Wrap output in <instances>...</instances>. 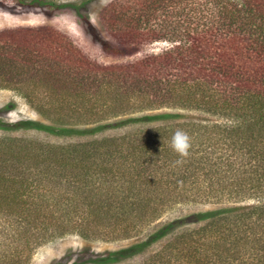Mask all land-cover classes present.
<instances>
[{
    "label": "rangeland",
    "instance_id": "1",
    "mask_svg": "<svg viewBox=\"0 0 264 264\" xmlns=\"http://www.w3.org/2000/svg\"><path fill=\"white\" fill-rule=\"evenodd\" d=\"M155 1L0 0V31L6 28L47 26L55 35L52 39L44 40L42 37L31 41L7 37L0 43V124L5 128L22 120H33L56 127L69 126L77 129L108 126L96 135L63 138L36 130L0 128V140L8 141L6 144H10L9 139L14 140L11 142L12 148L2 147L8 159L5 164H14L19 172H25L26 184L34 187L31 190L27 188L29 195L14 202L0 199V264H94L91 260L109 252L147 241L151 234L173 220L184 219L202 211L231 206H257L264 202V199H257V194L264 195V164L260 163L258 167L259 163H253L250 154L237 152L235 144L232 153L229 144L225 143L224 135L228 128L236 125L237 119L221 110L214 111L212 104L207 105L213 99H219L220 95L209 91L204 93L206 97L202 100L203 95L197 91L194 101L186 107L167 108L166 98L161 92H157L160 86H154L158 79L166 84L168 78H171L166 73L154 76L157 72H162L163 68L162 64H156L162 63L168 51L184 42L185 38L182 39L181 35L186 30L195 28L192 23L200 20L211 23L213 18L223 19L228 14L220 10L218 0ZM234 1L242 3V0ZM151 3L154 5H150L151 8L147 10L138 7L140 4ZM105 15L108 20L113 19V24L107 21L105 23ZM233 16H237L236 13ZM129 41L133 47L125 51L123 47ZM107 44L114 45L120 52L105 51ZM226 47L233 49V43L229 42ZM180 72L183 71L175 70L173 75ZM214 78L215 76L210 80L213 87H216V82L219 81ZM150 86L154 87L150 89ZM170 112L183 114L184 117L168 122L117 125L130 118ZM171 123L176 126L181 123L174 130L182 129L188 134L190 126L196 128L200 124L207 128L203 144L189 150L190 153L196 151L189 159L201 158L202 164L201 161L193 163L189 159L177 158L174 151L163 158L165 155L159 148L158 162L156 165L153 162L151 167V176L156 177V182L147 183L143 187L137 182L138 190L126 184L118 190L120 186L115 178L108 176L105 183L96 181L95 188H92L95 167L91 164L94 160L101 161L106 156L105 160H109L114 172H119V175L127 174L125 176L131 178V174H136L137 161L134 162L128 156L131 144L127 143L126 137L133 135L135 138L148 128ZM189 136L192 145L195 136ZM77 143L91 144L90 152L95 154L91 162L84 166L75 165L77 156L74 158L69 153L63 155L58 151ZM153 144L154 147L160 145L155 142ZM168 147L171 148L170 145ZM15 148L22 149L18 153L24 156L21 162L10 158V151ZM43 148L53 150L58 156L53 157V162L40 165ZM98 150L101 151L100 159L96 155ZM228 155H233V166L224 160ZM126 156L129 160L123 159ZM154 158L156 160L157 157ZM174 158L183 162L177 163ZM147 162L150 163V159ZM46 165L51 166L56 173L58 169L61 173L65 172L67 176L62 180H75L77 190H68L69 200L62 203L61 207L71 210L67 212L63 224L54 229L49 226L43 230L47 221L40 218L36 222V229L27 232L22 218L19 220L13 213L17 210L25 211L26 200H29L27 204L31 207H35L31 205L32 199L39 204L38 195L33 193L43 194L54 188L52 179L45 177ZM86 168L88 169L82 174ZM217 172H220L219 175ZM198 173L200 179L196 180ZM15 176L9 175L8 179ZM87 183L91 186L88 189ZM252 183L260 186V189L249 191L244 188L245 185L250 187ZM26 184L20 187L21 190ZM241 184L245 185L239 187ZM66 192V187H63L62 193L58 192L57 195L65 196ZM94 194L101 195L99 200H103L105 195L111 200L103 202L101 207L97 204L94 208L90 204L85 205L80 208L82 216L80 210L72 215L75 209L73 203L80 204L81 199ZM156 197L158 200L152 201L153 206L159 210L156 219H153L154 212L150 207L151 220L142 225L139 232L134 231L130 235L122 233L123 229L111 223L106 209H102L103 206L113 204H128L140 211L143 199ZM134 202L135 206L132 205ZM28 210L30 211V207ZM82 217L90 222L89 232L84 231L92 236L87 240L76 231L77 227L86 225ZM191 222L187 219L185 223L175 226L172 235L148 246L144 253L119 264H162L163 261H169L170 257L171 264H188L180 263L183 259L181 256L178 257L180 260L175 261L170 254H165L156 262L147 260L158 254L174 236L187 235L202 228L203 224ZM257 225L260 227L257 235L259 238L263 235L264 224ZM64 230L67 234L60 235ZM37 234L40 241L35 240L34 235ZM208 234L209 232L203 233L201 243L210 244L206 238L214 237ZM195 260L197 264H202L206 258L202 256Z\"/></svg>",
    "mask_w": 264,
    "mask_h": 264
},
{
    "label": "trees",
    "instance_id": "2",
    "mask_svg": "<svg viewBox=\"0 0 264 264\" xmlns=\"http://www.w3.org/2000/svg\"><path fill=\"white\" fill-rule=\"evenodd\" d=\"M154 3L140 4L138 7L139 9L147 10ZM218 5L221 7L220 10H223L228 15L223 17V19L214 20L213 18L211 23L201 22V20L197 23H192L195 28L186 30L181 35L182 39L185 38L184 42H180L179 46L172 48L170 52L168 51L162 63L156 64L158 66L162 64L163 68L162 72H157L154 76L162 75L163 73L170 75L171 78H168L166 81L167 85L163 83L162 79H158L154 86H160L157 88V92H161L162 96L166 98L167 108L171 106L186 107L187 104L194 101V94L197 91L203 95L202 100H205L206 97L204 93L211 91L214 94L217 92L220 95L219 99H213L207 105L212 104L215 108L214 111L221 110L224 114H228V116L233 115L237 119L236 125L227 129L228 131L224 135L225 143L229 144L232 153L233 145H237V152L241 151L250 154L252 162L255 164L258 162L257 166L260 167V163L264 164V0H242V3L234 0H218ZM235 13L237 16H233ZM103 19L105 23L107 21L109 24H113V19L108 20L106 15ZM202 23H205V25ZM52 31L47 26L6 28L0 31V43L7 37L24 41L38 40L42 37H44V40H48L55 37ZM224 35L230 37L223 38ZM229 42L233 43V49L226 47ZM132 47L133 45L129 41L123 49L126 51V49L128 50ZM245 47L246 49H244ZM104 49L109 53L120 52L114 45L109 46L107 44ZM178 69L183 72L173 75V71ZM213 76H215L214 79H218L219 81L216 82V87L219 86L217 89L213 87V82L210 80ZM186 78L187 80H185ZM163 85L166 86L162 88L161 86ZM154 86H150V89ZM183 117V114L171 112L159 113L151 116H142L141 118H130L118 122L117 125L120 127L128 123L137 124L142 122L151 124V122L157 121L168 122ZM10 125L12 126L4 128L0 124V128L8 130H36L60 138L92 136L108 127L106 125H99L93 128L77 129L69 126L56 127L33 120H22ZM180 125L182 124L179 123L178 126ZM178 126L173 123L166 124L155 128H148L144 130L142 135H137L135 138L133 135L126 137L127 143L131 144L129 146L130 155L128 156L134 162L137 161L135 163L136 174H131V178L125 176L127 174L119 175V172H114L109 160H105L106 156L101 161L94 160L91 164V166L95 167L93 174L95 181L93 180L92 182V188H95L96 181L105 183V179L108 176L115 178L117 185L120 186L118 190L121 186L124 188L126 184L138 190L137 182L141 183L142 187L147 183L156 182V177L153 178L151 176V167H153L154 163L156 165L158 162L159 153L157 152H159V148L163 149L162 154L165 155L163 158L171 155V151L173 150L168 145L171 144V137L175 132L174 129L179 128ZM190 134L195 136L194 144L191 145L193 150V148H198L199 144H203L202 141L204 140V135L207 134V128L200 124H197L196 128L190 126ZM9 140L10 144H6L8 142L6 140H0V199L8 200L11 203V201L14 202L23 196L25 197L26 194L29 195L27 188L31 190L34 187H29L26 184L28 182L24 180L25 172H19V168L15 167L14 164H5L8 159L2 147L12 148L13 143L11 142H14V140ZM153 142L160 145L154 147L155 144ZM90 146L92 145L87 143H77L73 146L60 148L58 151L63 155L69 153L74 158L77 156L75 165L84 166V164L90 163L91 158L95 155L91 154ZM20 151L22 149L17 150V148L10 151V158L21 162L24 156L18 154ZM96 153L100 159L99 155L101 151L98 150ZM195 154L196 151H191L190 155L186 158L180 157L178 153H176V156L177 158L186 160L190 157L192 158ZM41 155L40 165L46 162L51 163L53 162V157L58 156L53 150H46V148H43ZM128 156H126L128 159H123L129 160ZM154 157H157L156 160ZM232 157L233 155H228L224 159L231 166H233ZM149 159L150 163L147 162ZM200 159L194 158L189 160L193 163L201 161L200 164H202L203 160ZM174 160L177 161L175 158ZM50 167L46 165L45 177L46 179H52L51 182L54 188L49 189L47 193L43 194L33 193L34 195H38L39 204H36V200L32 199L31 205L35 207H31L27 204L29 200H26L27 203H24V205L25 207L27 206V209L25 211L17 210L13 213L18 216L19 220L22 218L27 232L36 229V222L40 221V218H44L47 221L46 227L43 230L48 229L49 226L53 229L59 227L71 211L61 206L63 202L65 203V201L69 200V196H67L68 190H77L75 180L73 182L68 179L62 180L63 177L67 176L66 173L59 172V169L56 173ZM87 169H84L81 173H85ZM217 173L219 175L220 172ZM9 175L16 176L8 179ZM199 179L200 175L198 173L196 180ZM24 184H26V187L24 186L21 190L20 187ZM244 185L241 184L239 187H243ZM63 187L67 189L65 196L63 194L61 196L57 195L58 192L62 193ZM89 187L91 186L87 183L86 189ZM244 188L251 191L253 189H260V186H255L252 183L250 187L245 185ZM100 196L96 194L88 195L86 199H81L80 204L73 203V208L75 209L72 211V215L76 214L77 210H80L85 205L90 204V207L94 208V205L97 204L101 207L103 202L111 200L108 195H105L103 200H99ZM257 196V199H264V195H261V197L257 194ZM153 199L155 201L158 200L157 197L143 199L140 211H137L138 208H134L128 204H113L109 207L103 206L102 209H106L107 218L111 223L113 222L118 228L123 229L122 233L130 235L134 231L139 232L141 226L151 220L150 207L154 212L153 219H156L159 210L153 206ZM132 205L135 206L136 202ZM28 207H30V211ZM82 215L83 212L81 211ZM83 219L86 221V225L77 227L76 231H79L82 237L87 240L92 237L91 234L84 233V231L89 232L90 222L85 218ZM187 219H190L193 224H203L202 228L192 231L187 235L174 236L172 241L164 246L158 254H154L151 259L147 260L148 262H156L159 258L164 257L165 254H170V256H174L175 261L180 260L178 257L181 256L183 259H181L180 263L187 262L188 264H197L195 259H199L202 256L206 258L202 264H264V232L262 236L257 238L260 230L257 224H264V202H260L257 206H231L217 210L202 211L184 219L173 220L151 234L147 238V241L109 252L105 256L91 260V262L94 264H119L135 255L144 253L148 246L157 242L159 243V241L172 235L171 233L175 229V226L185 223ZM72 231L70 230V232ZM205 232H209L208 235L214 237L212 239L205 237L210 242L209 245L200 242L204 238L202 235ZM65 234H67L65 230L60 233V235ZM34 237L36 241H40L38 234L37 236L34 235ZM171 261L172 257H170L169 261H163L162 264H171Z\"/></svg>",
    "mask_w": 264,
    "mask_h": 264
},
{
    "label": "clouds",
    "instance_id": "3",
    "mask_svg": "<svg viewBox=\"0 0 264 264\" xmlns=\"http://www.w3.org/2000/svg\"><path fill=\"white\" fill-rule=\"evenodd\" d=\"M170 147L173 151L179 154L180 157L186 158L189 155V150L191 148V137L189 134L182 130L177 129L171 137ZM162 152V148H161ZM183 160H178L177 163H182ZM71 264V262H70Z\"/></svg>",
    "mask_w": 264,
    "mask_h": 264
}]
</instances>
